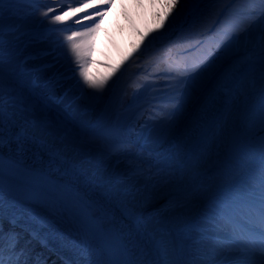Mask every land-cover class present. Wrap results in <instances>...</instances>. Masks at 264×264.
<instances>
[{
  "label": "bare ground",
  "instance_id": "obj_1",
  "mask_svg": "<svg viewBox=\"0 0 264 264\" xmlns=\"http://www.w3.org/2000/svg\"><path fill=\"white\" fill-rule=\"evenodd\" d=\"M246 1L237 0L235 2L241 5L226 8L228 0H205L201 4L200 0H179L175 5L173 0H113L110 9L102 11L99 29L93 31L92 36H83L74 42L80 57L88 63L87 50L91 39L96 40L93 61L83 68L90 79L107 81L103 89L89 88L79 75L80 67L73 71L78 65L75 55L68 61L56 52L57 49L31 61L38 73L44 76L45 83L40 87L25 83L33 96L43 104L61 114L71 113L73 118V107L91 106L99 100L89 109L88 120L76 125L88 135L99 133L103 140L104 137L107 139L110 145L109 161L103 164L76 152L59 134L33 123L29 117L12 109L1 94L0 147L10 156L45 168L50 175H58L56 169L63 170L65 174L60 177L64 180L75 183L74 179H77L83 190L93 192L91 195L100 200L101 206L107 210L110 218L107 220L125 232L136 264H182L164 227L150 213L162 207L161 212L182 210V215L187 216L184 208H191L188 201L181 202L177 207L166 204L181 197L191 198V193L201 188L194 187L209 179L213 181L210 191L216 188V193H211L206 199L205 205L209 209L217 207L218 201L221 204L224 200L232 201L241 206L250 199L235 188L236 182L248 181L249 184V178L253 176L256 178H250L251 182H258L260 175L253 174L256 168L261 170L260 156L254 160L247 159L244 164H241L242 160L232 161L230 157L235 147L264 136V114L258 116L264 96L260 57L252 53L236 58L226 74L206 88L196 105L198 95L195 84L201 81V76L190 80L196 74L194 71L188 70V75L181 72L182 67L196 66V60L186 59L184 64L180 57L186 55H177L170 62L173 68L166 73L167 77L156 81L150 95L147 93L145 97L149 105L142 113V123L148 133L141 139L142 142L137 141L136 135L125 128H106L120 108L124 94L123 79L127 80L128 76L125 74L118 83L116 81L134 53H142L150 48L156 55L164 56L173 43L178 46L190 39L200 40L214 26H224L222 32L210 37L212 51L200 53L204 62L208 61L215 53L218 54L219 47H225L229 38L241 33L252 19L247 15L251 9ZM193 8L198 10L185 20ZM231 27H234L233 31ZM238 28L240 30L236 31ZM223 32L224 37H220ZM164 37L171 43L165 47L161 46L165 43L157 45ZM257 38L259 32L253 28L250 33L252 47H255ZM68 45L72 52V43ZM49 48L48 42L40 41L28 43L24 52L31 57L37 51ZM231 50L236 54L239 49ZM150 59L146 56L141 62L149 63ZM247 61L249 67L245 70L242 68L239 75V70ZM49 64H53L54 68L45 69L44 66ZM60 72L66 73V76L61 83H56L52 77ZM226 84L228 87L224 86ZM226 95L230 99L223 110L228 109L229 113L217 116L212 124V133H204ZM188 115H191V120L182 127ZM158 137L160 145L152 142ZM109 141L113 142L110 144ZM133 146L137 148L130 153L129 148ZM138 146L144 148V152ZM141 168L143 173L140 172ZM222 185H226L223 191L219 189ZM213 197L217 198L216 203ZM44 201L34 193H20L15 186L6 185L0 180L4 259L7 261L11 256L15 260L22 253L23 256L19 255L21 264H33L38 259L44 261L45 256L66 259L61 255L67 253L75 256L76 264H107L98 250L93 249L88 241L91 238L85 231L77 223L75 225L71 220H66L57 206ZM219 208L228 212L227 206L226 210L220 205ZM230 215L232 220L237 218ZM222 219L225 220L224 217Z\"/></svg>",
  "mask_w": 264,
  "mask_h": 264
},
{
  "label": "rangeland",
  "instance_id": "obj_2",
  "mask_svg": "<svg viewBox=\"0 0 264 264\" xmlns=\"http://www.w3.org/2000/svg\"><path fill=\"white\" fill-rule=\"evenodd\" d=\"M37 2V0H35ZM45 4H50L48 8H38L37 5L34 7L35 11H28L29 5L23 0H15L14 5H6L3 19L0 20V29L4 32V43H3V65L4 68L8 69L15 78L23 79L26 82H32L35 86L40 87L45 83L44 76L38 73V69L32 66V60L36 58H43L49 53L47 50L38 53L37 57H25V45L27 42H37L39 40L46 41L49 40L51 46H57L60 48V54L64 56L68 61L69 57H74L71 51H69L67 46V37L71 36L75 32L73 21L64 18V14L57 10V2L60 0H40ZM4 0H0V6H2ZM75 0L70 2L69 8L73 12V4ZM12 8V12L9 13L8 8ZM52 9L49 12V9ZM45 9V10H44ZM42 11L49 12L48 17L43 16ZM68 13V12H67ZM67 13H65L67 15ZM54 15H61V21H53L51 19ZM60 25V30L58 33H52L49 30L52 26ZM17 35L14 39H9L8 34ZM51 34V37H50ZM76 40V37L73 41ZM66 42V43H65ZM66 44V45H65ZM67 47V48H66ZM67 49V54L65 52ZM94 57V56H93ZM92 57V58H93ZM89 57V62L93 61ZM88 62V63H89ZM86 62V64H88ZM45 69L49 67L54 68L53 64H49ZM147 84L145 91L142 89L139 95L138 90L131 92L127 90L124 94L120 108L116 115L112 118L111 122L106 126L126 128L130 133L135 134L137 141L143 140L147 135V130L143 125L142 113L145 112L146 107L149 105L145 101L148 91ZM0 90L2 94L6 95V98L10 97V101L14 107L21 113L30 116L33 121L45 128L50 129V131L59 134L61 139L65 140L71 146L79 151L80 153L87 152L96 157V159L103 160L109 156V146L106 145L107 139L101 136L102 139L94 135H88L81 131L72 121L68 120L62 114L52 110L51 108L40 106V102L36 98H32L26 91L27 89L20 86L18 83L13 81L11 78H4L0 76ZM143 91V92H142ZM151 92V91H150ZM150 92L148 95H150ZM99 102L92 104L91 106H75L72 108L71 112L79 119L86 121L88 118L89 109ZM160 137L156 138L155 144H158ZM151 142V141H149ZM142 144V143H141ZM160 145V143H159ZM90 152V153H89ZM209 191V187H201L191 194L193 197H181L179 200L181 202L188 201L187 204L191 206V212L193 213L190 217V221L194 224L203 223L204 218L208 215V209L202 207L197 202V197H201L204 201L205 196ZM172 204V202H171ZM167 204V205H171ZM184 204V203H183ZM193 205V206H192ZM159 207L155 209L154 212H158ZM188 210L187 208L185 209ZM177 219H169L170 222H178L182 220V212H180ZM159 216V215H158ZM175 229L174 232L170 233L171 242L174 245L176 254L182 264H202L204 261L200 258H192L194 254L189 255L188 249L195 248L199 246L200 240L197 237H191L190 232L193 231L189 226L187 228Z\"/></svg>",
  "mask_w": 264,
  "mask_h": 264
},
{
  "label": "snow or ice",
  "instance_id": "obj_3",
  "mask_svg": "<svg viewBox=\"0 0 264 264\" xmlns=\"http://www.w3.org/2000/svg\"><path fill=\"white\" fill-rule=\"evenodd\" d=\"M249 3L253 4V8L247 13V15L251 16L252 19L248 23V25L242 30L239 34H234L229 38V41L225 44V48L231 49L236 48L239 49V51L236 52L235 58H241L245 56H250V54L255 53L260 57V68L262 75H264V0H248ZM179 3V0H173V4ZM15 0H4L2 6H0V20L3 19V14L5 10L6 5H14ZM256 4H259L260 7L257 9L255 7ZM9 13L12 12V8H8ZM52 9H49V12H51ZM49 12L42 13L43 16L48 17ZM97 16H102L103 12H97L95 13ZM53 21H61L62 16L61 15H54L51 17ZM85 19H88V17H85ZM77 24L80 23L79 20L76 21ZM84 27L88 28L87 25ZM99 28V24H95L94 28H88V31H95ZM253 28H256V30L259 32V38L255 42V47H252V41L250 39V33ZM77 35V33L73 32L72 36L67 37V40L72 42L74 40V37ZM3 43H4V32L2 29H0V74H2V65H3ZM72 52L75 54L76 62H80V53L78 51L77 45L73 42L72 43ZM75 71V69H73ZM79 75L82 77L83 82L88 85L89 88L92 89H103L107 83V81H94L89 78L87 71L83 68V66L79 69ZM200 73L197 72L194 76L190 77L189 79L192 80L194 77L199 76ZM66 76V73L60 72L55 73L52 77V79L56 83H61ZM180 83H184V81H180ZM225 87H228V85H224ZM264 114V96H262V102L259 106V113L258 116ZM0 142H2V138H0ZM260 167H261V173L258 179V183L256 184V187L252 191V195L250 199L244 201V204L252 216H254L261 224H264V140H261L260 142ZM83 203V201H81ZM85 207L88 209L92 208V205L86 204ZM106 218V217H102ZM93 221L97 219L95 215L92 217ZM100 231L107 232V229L100 225V228L98 229ZM3 231L2 227H0V264H21V261L19 259L18 254L16 259L13 260L11 256H9L8 260L6 261L4 259V248H3ZM243 244L246 248H249L251 251L258 253L260 256L259 264H264V227L257 228L251 230L244 238H243ZM13 252L15 251L13 247ZM113 264H120L119 261H114ZM131 264V262H129Z\"/></svg>",
  "mask_w": 264,
  "mask_h": 264
},
{
  "label": "water",
  "instance_id": "obj_4",
  "mask_svg": "<svg viewBox=\"0 0 264 264\" xmlns=\"http://www.w3.org/2000/svg\"><path fill=\"white\" fill-rule=\"evenodd\" d=\"M98 22L97 21H92V24H91V26L89 27V28H94V26H95V24H97ZM79 33H83V36H88V35H90V36H92V34H93V31H88V29H85V30H82L81 32H79ZM82 36V37H83ZM81 37V38H82ZM93 42V38L91 39V42H90V46H91V43ZM89 51H90V47H89V50H87V52H88V55L90 54L89 53ZM131 58L132 57H130L129 59H128V61H127V64H126V66L128 65V63H129V61L131 60ZM80 62H81V64H82V66L84 67L85 65H86V62L84 61V60H82V58L80 59ZM203 77V76H202ZM201 78V77H200ZM199 78V79H200ZM202 80H204V77L203 78H201ZM199 85V84H198ZM126 257V256H125ZM121 258H122V260L124 259V256H121ZM112 261L114 262V261H119L118 260V258H114V259H112ZM120 262V261H119ZM111 264H113V263H111ZM120 264H129V261H127V260H123L122 262H120ZM132 264V263H131Z\"/></svg>",
  "mask_w": 264,
  "mask_h": 264
}]
</instances>
